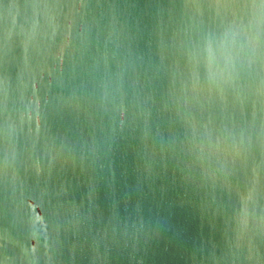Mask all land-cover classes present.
Instances as JSON below:
<instances>
[{"label": "water", "instance_id": "1", "mask_svg": "<svg viewBox=\"0 0 264 264\" xmlns=\"http://www.w3.org/2000/svg\"><path fill=\"white\" fill-rule=\"evenodd\" d=\"M0 264H264V0H0Z\"/></svg>", "mask_w": 264, "mask_h": 264}]
</instances>
